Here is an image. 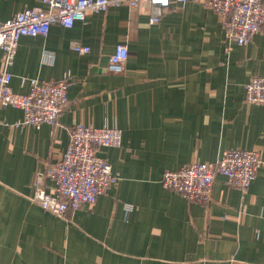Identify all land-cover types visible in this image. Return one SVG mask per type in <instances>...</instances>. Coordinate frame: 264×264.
<instances>
[{
  "label": "crops",
  "instance_id": "obj_1",
  "mask_svg": "<svg viewBox=\"0 0 264 264\" xmlns=\"http://www.w3.org/2000/svg\"><path fill=\"white\" fill-rule=\"evenodd\" d=\"M26 7L47 6L0 0V21ZM74 42L90 51L77 52ZM119 44L129 57L112 73ZM2 55L0 48V70ZM10 71L17 93L30 90L23 77L69 74L71 82L55 124L0 127V264H264V162L247 190L216 173L209 205L161 181L167 169L215 163L235 147L256 148L264 161V105L245 101L247 81L264 75V29L240 45L205 0H173L155 24L123 3L72 27L55 23L46 36H22ZM23 117L0 105L1 121ZM80 122L122 129V145L98 149L119 180L60 216L32 200V183Z\"/></svg>",
  "mask_w": 264,
  "mask_h": 264
},
{
  "label": "built area",
  "instance_id": "obj_2",
  "mask_svg": "<svg viewBox=\"0 0 264 264\" xmlns=\"http://www.w3.org/2000/svg\"><path fill=\"white\" fill-rule=\"evenodd\" d=\"M172 1L44 0L46 8L26 7L6 21H0V48L3 50L0 105H11L24 112L23 119L18 122L0 120V127L40 126L45 122L55 124L68 104L69 74L58 80L23 77V82H30L29 92L17 93L13 90L10 67L14 64L22 36H46L55 23L72 27L76 21L84 20L90 11L102 12L123 3L147 14L149 22L155 24L171 8ZM205 4L222 16L229 41L246 45L256 33L264 29L263 0H205ZM73 48L80 53L90 51L88 45L80 42H74ZM128 57L127 45L119 44L109 57L107 70L122 73ZM245 101L264 105V75L253 76L247 81ZM122 141V129L117 126L96 127L77 123L71 129L70 142L64 153L36 174L32 183V200L60 216L68 210L74 211L95 203L99 195L119 180L111 163L98 154V149L117 147L122 145ZM263 162L258 149L235 147L224 150L215 163L192 162L177 169H167L161 181L164 187L177 191L187 200L209 205L216 173L224 175L228 184L247 190L256 179ZM45 179L55 183L54 189L46 188Z\"/></svg>",
  "mask_w": 264,
  "mask_h": 264
}]
</instances>
